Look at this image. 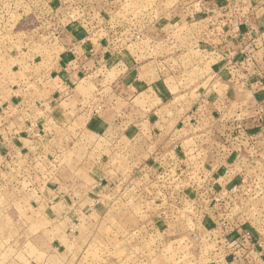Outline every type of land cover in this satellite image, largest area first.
<instances>
[{
    "label": "rangeland",
    "instance_id": "obj_1",
    "mask_svg": "<svg viewBox=\"0 0 264 264\" xmlns=\"http://www.w3.org/2000/svg\"><path fill=\"white\" fill-rule=\"evenodd\" d=\"M63 1L0 0V264H227L211 254L217 243L198 242L188 234L182 212L159 209L143 173L151 163L137 166L123 160L135 153L132 142L141 141L143 133V140L152 141L151 134L171 128L168 106L153 122H144L138 138L121 136L119 128L87 127L93 110L98 114L123 105L107 88L122 74V79L165 76L175 80L176 96L178 85L191 91L195 105L200 103L198 93L208 91L215 76L234 64L209 48L218 36L203 29L201 18L186 16L183 0ZM75 6H94L93 17L89 13L85 15L91 18L76 21L81 10ZM75 22L86 31L87 41L111 40L110 48L104 53L95 49V72L84 71L72 96L66 93L47 103L59 79L49 66L41 80L42 66H30L28 60L47 48L54 61L57 28ZM112 31L116 35L105 38ZM120 38L140 48L132 63L118 51ZM241 58L235 54V71ZM94 77L97 81L90 79ZM139 103L135 99L133 105ZM245 201L235 207L239 228L256 235L247 223ZM241 247H235V254H242L235 264H264L247 254V243Z\"/></svg>",
    "mask_w": 264,
    "mask_h": 264
},
{
    "label": "crops",
    "instance_id": "obj_2",
    "mask_svg": "<svg viewBox=\"0 0 264 264\" xmlns=\"http://www.w3.org/2000/svg\"><path fill=\"white\" fill-rule=\"evenodd\" d=\"M183 4L186 16L190 15V19L201 18L205 21L203 29L211 34L215 32L213 35L218 36L214 39L213 46L209 48H216L215 50L218 51L216 53L224 60L229 58L227 63H234L225 67L229 71H221L212 80L213 84L208 91L198 93L197 99L200 103L196 105L192 100L191 91L187 93L185 88L178 85L179 95L176 96L177 93L172 90L171 83L175 82L173 79L168 82L165 76L161 77L159 74L145 76L137 74L135 78L125 75L122 79V74L119 76L121 79L117 78L116 81L108 84L107 88L110 89V96L121 100L123 105L119 108L105 107L98 114L93 110L88 117L87 127L93 130L97 127L104 128V131L108 127L119 128L121 136L124 132L125 137L135 134L138 138V133H142L141 130L144 129V122H153L155 115L168 106L170 108L168 113L171 116L168 122L171 128L168 131L154 133L153 137L149 133L152 141L147 139L150 146L147 145L149 148L146 147V150L144 143L147 140H143L144 133L143 138L141 137L142 142L138 139L131 141L136 151L132 152V155L126 154L123 159L126 163L134 162L137 166L141 163L143 165L145 160L147 163H156L154 159L158 160L161 151L178 142L182 144V153L185 156L193 155L191 153L193 147L208 148L210 145H217L218 141L236 133L239 129L240 134L236 139V146L243 147L242 150L247 152L249 157L256 159L254 160L256 165L250 164L245 169L246 174L260 176L264 174V127L261 128L262 123L258 121L260 115L264 118V0H201L200 2L183 0ZM83 10L86 15L90 13L93 17L94 6L93 8L84 7ZM86 15L84 19L91 18ZM40 26L35 27L33 31ZM119 28L117 27V31ZM69 29L73 31L70 32ZM117 31L105 33V38L116 35ZM118 33L122 36L121 30ZM37 34L41 38L43 32ZM101 34L100 32L99 39ZM160 34L156 32L155 37L159 38ZM28 35L31 36V32H27ZM56 35L59 49L58 57L55 56L54 61L48 59L47 48L35 54L34 59L28 60L30 66H42L38 78L46 77V72L51 66L52 77L59 79L58 85L49 90L46 96L47 103L66 98L64 96L66 93L69 94L67 97L72 96L73 93L69 92L73 91L77 84L85 78L81 77L84 71L95 72L93 69L96 61L94 60L95 49L104 53L108 47L110 48L108 43L111 42V40H108V43L104 40L87 41L88 38L85 36L87 33L79 22L66 28L60 26L56 30ZM151 37L155 38L153 35ZM125 38V41L130 39ZM120 39V44L123 46L118 51H124L125 59L128 63H132L131 56L140 48L132 46V42H125V44L122 41L123 38ZM36 44L40 45V43ZM42 46L44 44L40 45L41 48ZM115 49L116 47L113 50ZM235 54L237 59L242 57L236 71ZM37 57L39 61H35ZM101 77L99 76L100 80L103 79ZM90 79L97 81L95 77ZM103 80L106 81V78ZM203 95L206 96L201 101ZM135 99L140 102L135 104L136 106L133 105ZM119 116L122 120L117 119ZM152 147L153 153L149 151ZM124 149L128 150V146ZM207 156L210 157L211 165L215 166L220 173L217 175H221L224 182L228 184L234 181L233 178L226 177V174H221L230 162L221 160V156L211 151L207 153ZM240 163L244 164V161ZM143 168L144 166L140 170ZM137 173L138 171L135 172ZM235 181H237L236 176Z\"/></svg>",
    "mask_w": 264,
    "mask_h": 264
},
{
    "label": "built area",
    "instance_id": "obj_3",
    "mask_svg": "<svg viewBox=\"0 0 264 264\" xmlns=\"http://www.w3.org/2000/svg\"><path fill=\"white\" fill-rule=\"evenodd\" d=\"M74 8L77 9V6ZM83 9L84 7L77 9L81 12L76 16V21L84 17ZM258 121L262 123L260 127L263 128L262 115L258 117ZM239 131L238 129L236 133L218 141L217 145L213 144L208 148L193 147V155L185 156L182 153V144L173 143L171 147L160 152L158 160L154 159L156 163L149 164L143 171L147 181L151 183V192L159 209L182 212L188 234L199 238L198 242L205 240L217 243L218 248L211 254L227 260V264H235V257L241 259L242 254L239 250L235 254V247L244 250L241 246L245 243L249 251L247 254L252 252L258 258L264 259V232L262 234L259 230L264 229V174H246L245 169L250 164L256 165V159L249 157V154L242 150L243 147L236 146ZM207 150L221 156V160L230 162L221 174H226V177L233 178L234 181L227 184L221 175H217L220 173L211 165ZM240 161H244V164ZM165 201L170 202L168 207L164 206ZM244 201H248L250 215L247 223L249 228H254L256 235L239 228L242 223H238L235 207H241ZM253 249L256 252H253Z\"/></svg>",
    "mask_w": 264,
    "mask_h": 264
}]
</instances>
